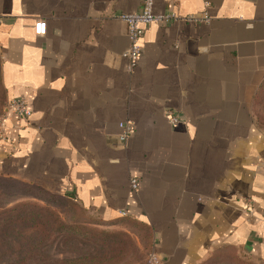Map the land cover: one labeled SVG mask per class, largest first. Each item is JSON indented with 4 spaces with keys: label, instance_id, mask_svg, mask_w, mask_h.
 <instances>
[{
    "label": "crops",
    "instance_id": "1",
    "mask_svg": "<svg viewBox=\"0 0 264 264\" xmlns=\"http://www.w3.org/2000/svg\"><path fill=\"white\" fill-rule=\"evenodd\" d=\"M142 5L0 0L1 80L33 111L0 141V174L70 198L97 225L147 226L160 264L226 246L264 263V0H154L179 18L144 27L130 68L118 16Z\"/></svg>",
    "mask_w": 264,
    "mask_h": 264
},
{
    "label": "rangeland",
    "instance_id": "2",
    "mask_svg": "<svg viewBox=\"0 0 264 264\" xmlns=\"http://www.w3.org/2000/svg\"><path fill=\"white\" fill-rule=\"evenodd\" d=\"M8 99L0 76V117ZM256 106L258 122L264 130V94ZM27 193V188L25 189L22 185L14 183L11 178L0 174V220L7 217V215H11V213L23 210V206L18 207V209L16 208L17 205L39 202L54 209L65 222H78L87 228L120 232L125 249L122 253H119L120 247L117 246H120V244L118 243L111 249L96 244L89 246L73 244L67 242L60 233L44 228L39 229L41 239H43V242L39 243L36 237L37 234H35L38 227L32 220L29 221L28 218L25 219V216H22L24 217V221H21L23 223L14 224L15 226L13 225L14 227L9 228L8 231L0 230V264H54L55 261L74 258L82 254L101 255L107 251L116 254L108 264H150L149 255L152 242L150 232L141 224L132 220H123L115 227L94 225L92 223H96L95 217L73 202L60 206L58 203L41 202ZM13 208L16 209L12 210ZM8 210L11 212L9 211V213ZM202 264L264 263L250 257L246 252L236 247L226 246L212 251Z\"/></svg>",
    "mask_w": 264,
    "mask_h": 264
},
{
    "label": "trees",
    "instance_id": "3",
    "mask_svg": "<svg viewBox=\"0 0 264 264\" xmlns=\"http://www.w3.org/2000/svg\"><path fill=\"white\" fill-rule=\"evenodd\" d=\"M263 94L264 86L262 87L260 93V99ZM12 180L14 181V183L22 185L25 189L27 188V194H30L36 200H39L41 202L58 203L60 206L73 202L78 205L70 198L52 194L40 188L30 187L29 185L23 184L14 179ZM21 206H23V210H18V212L16 211L15 213H11V215H7V217H3L0 220V230L8 231L9 228L12 229L15 226L14 224L23 223L21 222L24 221V217L22 216H25V219L28 218L29 221L32 220L38 227L35 234H37L36 237L39 243L43 242V239H41L40 236L41 231H39V229L44 228L49 229L53 232L60 233L61 235H63V238H65L67 242L73 244H83L86 246L96 244L105 248L109 247L111 249V247H115L118 243L120 244V246H117L120 247L119 253H122V251H124L125 249L123 247L124 241L123 239H121L122 237H120L122 235L120 232L100 230L97 228H87L86 226L82 225V223L78 222H65L54 209L47 205L40 204L39 202L24 203L21 205H17L16 208H20ZM16 208H13L12 210H15ZM9 211L10 210H8V212ZM92 224L97 225V223L94 222ZM141 225L147 228L150 232V229L147 226L143 224ZM149 235L151 238V232L149 233ZM111 253V251H107L105 253H102L101 255L82 254L74 258L55 261L54 264H108L114 259L116 255Z\"/></svg>",
    "mask_w": 264,
    "mask_h": 264
},
{
    "label": "built area",
    "instance_id": "4",
    "mask_svg": "<svg viewBox=\"0 0 264 264\" xmlns=\"http://www.w3.org/2000/svg\"><path fill=\"white\" fill-rule=\"evenodd\" d=\"M154 0H143V5L140 11L135 13H122L118 17L127 23L128 26V37H129V48L123 53V56L129 61V67L133 68L141 55L143 49V37L144 27L153 22H170L178 19L175 13L168 12L164 14H156L153 11ZM188 21H201L209 20L207 13H204L203 18L200 19L196 16L186 17ZM1 23V18H0ZM36 33H44V23L39 21L36 23ZM33 111L27 99L23 96H15L8 99L7 104L3 110V114L0 117V141H9L8 127L9 124L14 120L18 119L22 122H27L32 117ZM180 121V117L177 115H171V122L177 123ZM122 132L120 135L121 141H126L132 132V127L129 122H121L119 124ZM131 186L133 189H137L138 181L136 178L131 180ZM122 215H126L125 212H121ZM160 258L152 252L149 255L150 264H160Z\"/></svg>",
    "mask_w": 264,
    "mask_h": 264
}]
</instances>
